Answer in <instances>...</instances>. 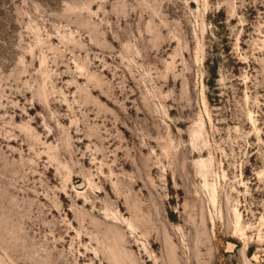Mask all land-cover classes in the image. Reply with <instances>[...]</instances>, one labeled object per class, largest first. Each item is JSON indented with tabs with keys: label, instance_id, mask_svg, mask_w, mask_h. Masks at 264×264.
<instances>
[{
	"label": "rangeland",
	"instance_id": "obj_1",
	"mask_svg": "<svg viewBox=\"0 0 264 264\" xmlns=\"http://www.w3.org/2000/svg\"><path fill=\"white\" fill-rule=\"evenodd\" d=\"M0 264H264V0H0Z\"/></svg>",
	"mask_w": 264,
	"mask_h": 264
},
{
	"label": "trees",
	"instance_id": "obj_2",
	"mask_svg": "<svg viewBox=\"0 0 264 264\" xmlns=\"http://www.w3.org/2000/svg\"><path fill=\"white\" fill-rule=\"evenodd\" d=\"M208 71L210 73V78L207 81L208 85H212L215 82V77H216V64H210L208 63Z\"/></svg>",
	"mask_w": 264,
	"mask_h": 264
}]
</instances>
